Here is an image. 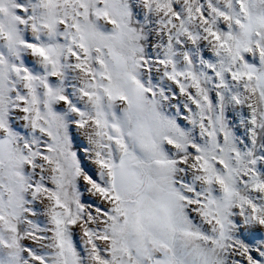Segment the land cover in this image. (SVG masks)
I'll return each mask as SVG.
<instances>
[{
  "label": "snow or ice",
  "instance_id": "snow-or-ice-1",
  "mask_svg": "<svg viewBox=\"0 0 264 264\" xmlns=\"http://www.w3.org/2000/svg\"><path fill=\"white\" fill-rule=\"evenodd\" d=\"M0 264H264V0H0Z\"/></svg>",
  "mask_w": 264,
  "mask_h": 264
}]
</instances>
